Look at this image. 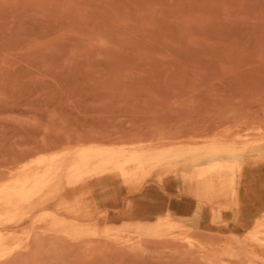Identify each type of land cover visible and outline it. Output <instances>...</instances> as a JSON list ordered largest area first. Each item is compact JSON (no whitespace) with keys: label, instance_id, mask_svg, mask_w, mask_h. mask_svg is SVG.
Segmentation results:
<instances>
[{"label":"rangeland","instance_id":"obj_1","mask_svg":"<svg viewBox=\"0 0 264 264\" xmlns=\"http://www.w3.org/2000/svg\"><path fill=\"white\" fill-rule=\"evenodd\" d=\"M218 147L237 197L194 189ZM82 150L137 152L150 200L185 216L122 223L100 205L114 173L74 185ZM37 161L24 213L0 208L16 235L0 264H264L246 228L264 196V0H0V186Z\"/></svg>","mask_w":264,"mask_h":264},{"label":"bare ground","instance_id":"obj_2","mask_svg":"<svg viewBox=\"0 0 264 264\" xmlns=\"http://www.w3.org/2000/svg\"><path fill=\"white\" fill-rule=\"evenodd\" d=\"M77 156V162L70 165L67 169L73 177L74 185L80 184L83 175L87 174V172L92 173L91 178H100L105 174L114 173L113 175L115 177H111L108 180L109 182L102 186L101 191L103 190L104 196L100 205L108 209L109 212L115 210L120 211L121 208L120 216L122 223L134 222L139 218L137 217L138 213H142L140 217H146L147 222L152 221L157 227L170 228V224L174 225L177 223V218L180 219L185 216V211L188 208L185 203L182 204L175 200L172 203L167 199L168 197L166 195V199L161 198L162 201L158 203L150 200V194L143 190L144 185L139 178L138 168L143 160L139 158L137 152H130V156L126 157L125 155H117V153L115 154L111 151L82 150ZM58 159L50 161L47 167L49 169L54 168L55 163L59 161ZM41 164L43 163L37 161L33 166H30L29 170L31 174L28 177H24L22 180H14L9 184L0 186V208H5L8 212H21L19 213L21 215L24 213V207L32 197L37 195V192L43 186V178L36 173V167ZM235 168L236 163L230 156L228 150L219 147L216 148L212 157L209 158L208 166L201 167L199 165L195 167L197 176L195 178L196 183L194 189L201 191L204 198L217 195L227 198L229 194H232V191H236L237 197L240 188L238 186H236L237 189L231 187V179L236 172ZM22 169L25 170V168ZM181 181L185 183L186 180L182 177ZM89 194L90 191L86 189V195L89 196ZM262 199V203L251 206L252 211L249 213L250 217L249 215L246 216L247 219L249 218L246 220L248 223L246 228L249 227L251 229H249L250 237H253L258 231L264 233V196ZM91 200L90 202L92 204ZM237 205L240 208L243 207L238 201ZM245 205L249 206L248 204ZM75 211L87 212L83 208H76ZM85 215L91 216L89 211ZM106 218L108 220L109 216ZM202 219L204 218L202 217ZM97 230L93 228L91 232L95 233ZM73 231L80 233L76 229ZM15 238L16 235L14 233L5 235L3 232H0V259L8 256L12 252L13 247L11 243Z\"/></svg>","mask_w":264,"mask_h":264},{"label":"crops","instance_id":"obj_3","mask_svg":"<svg viewBox=\"0 0 264 264\" xmlns=\"http://www.w3.org/2000/svg\"><path fill=\"white\" fill-rule=\"evenodd\" d=\"M232 222L233 221H236V220H231ZM204 228V230H210L209 226L206 224V226H202ZM216 228V227H215Z\"/></svg>","mask_w":264,"mask_h":264}]
</instances>
